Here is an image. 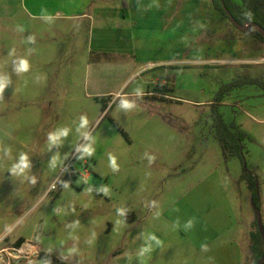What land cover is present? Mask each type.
I'll return each instance as SVG.
<instances>
[{"label":"rangeland","instance_id":"obj_1","mask_svg":"<svg viewBox=\"0 0 264 264\" xmlns=\"http://www.w3.org/2000/svg\"><path fill=\"white\" fill-rule=\"evenodd\" d=\"M15 4L0 0L3 244L72 264H245L254 204L264 225V92L238 84L264 80V43L205 0L158 40L141 28L118 44ZM110 46L124 52L97 51ZM217 113L243 133V161L226 156Z\"/></svg>","mask_w":264,"mask_h":264},{"label":"crops","instance_id":"obj_2","mask_svg":"<svg viewBox=\"0 0 264 264\" xmlns=\"http://www.w3.org/2000/svg\"><path fill=\"white\" fill-rule=\"evenodd\" d=\"M205 1L209 3L211 0ZM118 2L119 0H14L15 6L18 4L20 9L24 7L30 16L36 18L52 17L53 19H65L68 23L75 20L82 21L79 25L89 24L91 29L98 32V39L105 37L104 31H114L115 35L117 34L115 38L117 44L119 40L126 39L121 36H124L127 31H130V35L135 39L136 33L141 34V28L143 36L144 31L148 30L147 38L158 40L161 38L159 32L166 30L168 22L176 26L182 21L180 16L184 9L183 3L187 0H120L122 10ZM97 51L101 54H109L122 53L124 49L110 46L97 48ZM258 52L261 56V51L258 50ZM260 56L253 57V59H260ZM3 214L0 213V217ZM3 223L4 220L0 219V251L15 247V242L19 239L28 243L23 237H15L13 242L7 241L3 244L5 239L3 240L2 237L8 230L5 226L2 227ZM32 246L35 245L32 244ZM250 259L252 260L251 249L248 250L245 264H248Z\"/></svg>","mask_w":264,"mask_h":264},{"label":"trees","instance_id":"obj_3","mask_svg":"<svg viewBox=\"0 0 264 264\" xmlns=\"http://www.w3.org/2000/svg\"><path fill=\"white\" fill-rule=\"evenodd\" d=\"M211 4L216 11L220 12L222 18L228 21L230 20L223 9V4L240 24L256 23L264 28V0H211ZM248 28L249 31L242 32L264 43V37L257 33L252 26ZM243 84L258 85L264 92V80L260 78L245 76L238 85ZM215 118L217 119L216 127L221 137L224 151L227 152L226 156L230 153L232 156H239L243 161L244 157L240 150V140L243 133L239 132V130L236 133H231V130L223 123L221 115L218 113ZM253 177V175L247 173V178L252 180ZM250 241L252 264H256L264 254V241L258 227L256 231H251ZM24 242L25 240L19 239L15 242V247L19 248ZM37 257L43 261V264H72L43 251H40Z\"/></svg>","mask_w":264,"mask_h":264},{"label":"water","instance_id":"obj_4","mask_svg":"<svg viewBox=\"0 0 264 264\" xmlns=\"http://www.w3.org/2000/svg\"><path fill=\"white\" fill-rule=\"evenodd\" d=\"M223 9L226 13V15L229 17L230 22L234 25V27L239 30V31H249V26H252L254 28V30L259 33L262 37H264V28L262 26H260L259 24L253 23V24H240L234 17L233 15L230 13V11L225 7V5L223 4ZM254 210H255V214L257 217V227L258 230L263 238L264 241V225L262 222V218H261V214L260 211L258 209V207L254 204ZM256 264H264V254L263 256L257 261Z\"/></svg>","mask_w":264,"mask_h":264},{"label":"built area","instance_id":"obj_5","mask_svg":"<svg viewBox=\"0 0 264 264\" xmlns=\"http://www.w3.org/2000/svg\"><path fill=\"white\" fill-rule=\"evenodd\" d=\"M28 244L30 246V250L21 252L22 247H24V245ZM34 247L32 246V244L28 243H23L19 248L13 247V248H8V249H2L0 251V264H2L4 261L7 260V263H3V264H13L14 262H16L17 259H21L22 257L25 258H29L28 255L32 254H37V249L32 250ZM33 252H32V251Z\"/></svg>","mask_w":264,"mask_h":264},{"label":"clouds","instance_id":"obj_6","mask_svg":"<svg viewBox=\"0 0 264 264\" xmlns=\"http://www.w3.org/2000/svg\"><path fill=\"white\" fill-rule=\"evenodd\" d=\"M27 67H28L27 62L26 61H22L21 62V69L22 70H26ZM3 87H4V83L0 82V90H2ZM133 106L134 105L131 102H129L128 100H122L121 101V107L124 108V109H131ZM86 124H87V119L86 118H82L81 127H84ZM61 134L62 135H66L67 134V129H65L64 132L61 133ZM51 139L53 141H55L57 139V137L56 136H52ZM90 150H91L90 147H85V149H84L85 152H89ZM113 163H114V161H113Z\"/></svg>","mask_w":264,"mask_h":264},{"label":"bare ground","instance_id":"obj_7","mask_svg":"<svg viewBox=\"0 0 264 264\" xmlns=\"http://www.w3.org/2000/svg\"><path fill=\"white\" fill-rule=\"evenodd\" d=\"M34 249H36V248H34ZM27 250H30V246L28 244H26V245H24V247H22L21 252H24Z\"/></svg>","mask_w":264,"mask_h":264}]
</instances>
